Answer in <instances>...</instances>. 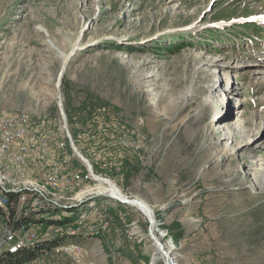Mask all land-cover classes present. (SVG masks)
<instances>
[{
  "label": "rangeland",
  "instance_id": "1",
  "mask_svg": "<svg viewBox=\"0 0 264 264\" xmlns=\"http://www.w3.org/2000/svg\"><path fill=\"white\" fill-rule=\"evenodd\" d=\"M262 17L264 0H0V119L23 115L51 135L47 161L34 155L14 182L38 202L22 220L40 244H67L23 264H76L54 252L65 248L77 264L152 263L151 220L101 196L93 176L153 209L173 264H264V191L244 163L264 176ZM213 80L218 97L203 105ZM224 125L243 140L218 145ZM33 142L38 152L40 132ZM51 161L83 175L70 192L45 179ZM12 210L0 240L26 204Z\"/></svg>",
  "mask_w": 264,
  "mask_h": 264
},
{
  "label": "bare ground",
  "instance_id": "2",
  "mask_svg": "<svg viewBox=\"0 0 264 264\" xmlns=\"http://www.w3.org/2000/svg\"><path fill=\"white\" fill-rule=\"evenodd\" d=\"M258 21L261 24H264V17L258 19ZM66 58H67V56H65L63 59L65 60ZM63 63L61 62L62 65H63ZM62 67H61V69H62ZM258 70H259L260 73L261 72L264 73L263 72L264 69H262V67L258 68ZM199 71L200 70H198L197 72H199ZM62 72H63V70L60 71L59 75H57V73H56V75H55V86H56V84H58V82L60 80V75L62 74ZM58 77H59V80H58ZM218 81L214 82V80H213L214 84L210 87V89H208V93H209L208 94V99L203 101V103H202L203 105H207V106L211 105V106H213L214 101L212 99H214V97L215 98L218 97V94H216V92H218V88H220V84L217 85ZM149 82H150V80H146L144 83L146 84V83H149ZM195 90L196 89L193 86V92ZM222 92H228L229 93V91L225 90V89ZM222 95H223V93L221 94V96ZM187 97H183V98H187ZM187 100H189V99H186V103L188 102ZM221 107H223V105ZM215 110H217V107H215ZM215 115H216V111H215ZM9 119H10V122H17V121H19V119L22 120V121H27L23 115H17V116H14V117H10L8 119H0V127H8L9 126ZM222 130H227L228 134H227V137H222L221 138V140L217 143L218 145H221L222 144V140H224V139L232 140V143L233 142L237 143L238 140H240V139L243 140L242 133L238 137V134L235 132L236 125L235 126H233V125H224ZM6 140H9V144L19 145V138L18 137H14V129H7L6 130ZM29 145H30L29 146L30 148L33 147L32 144H29ZM211 145L213 146V144H211ZM29 151H30V149H29ZM2 155H4L3 166H9L10 164H12V160H20V153H18V151H13V146H6V148H2ZM230 155H233V156L237 155V157H241L243 155V153L240 152V151L239 152L236 151L234 154L233 153H231V154L229 153V156ZM41 160H45V159H41ZM85 161H84V163L86 164L88 170L91 169L88 166V164H89L88 161L87 160H85ZM244 163H246L247 170H249V171L250 170H252V171L254 170V172H256L255 173L256 174L255 175L256 182H257V184L259 186V190H261L263 192L264 191V176H262L260 174L259 175L257 174V171L255 170V167H256L257 163H254L252 161H247V160L244 161ZM249 171L244 173L245 176H247L249 174ZM20 172L21 171H18V175H20ZM25 174H27V173H25ZM93 178L96 181L100 182L99 187H100V185H102V186L105 185L106 186L107 195L106 194H100V195H105V196H107V197H109V198H111L113 200H116V201H119V200L120 201H127V205H129L130 207L135 208L139 213L144 215L145 218H148V219L151 220L150 221V224H151L150 225V233H151L153 239L150 238V240L152 241V247H153V250H154V255L152 256V263L151 264H158L159 262H163L164 264H173L172 261H171V258H170L172 256L173 252L169 251L166 248V244L164 242V239L161 238L158 235V233H157V230H156V228H157L156 219H155V214H154L153 209L146 202H144L142 199L140 200L138 198H134V199L130 200L129 198H126L114 186V184H112L110 181H108L106 179H97L98 178L97 176H93ZM10 182H12V189H16L19 186V184L18 185H14L15 181H12V173L9 170H0V194H8V186H6V185H9ZM21 184H20L21 187H24V188H28V186H32L33 185V183H29V185H28V183H21ZM21 192L25 193L26 189H16V193L17 194H19ZM89 192H92V191L89 190ZM8 208H9V205H8V202H7V195H0V209L8 210ZM68 209H69V207H68ZM15 230H18V229H15ZM30 234H32L31 231H30ZM4 235H5V233H4ZM34 241H36L35 240V236H34V238H30L28 240H23L21 245L20 244H15L14 247H10V248L13 249V248H18V247L32 245L34 243ZM6 246H10V244L5 245V246H1V240H0V247L6 248ZM0 250H1V248H0ZM174 258L176 259L175 262L177 264H182V259L180 257L176 256Z\"/></svg>",
  "mask_w": 264,
  "mask_h": 264
},
{
  "label": "built area",
  "instance_id": "3",
  "mask_svg": "<svg viewBox=\"0 0 264 264\" xmlns=\"http://www.w3.org/2000/svg\"><path fill=\"white\" fill-rule=\"evenodd\" d=\"M22 126H29L31 128V136H22ZM63 128H65L63 126ZM7 129H14V137L19 138V145H12L9 144V140H6V130ZM33 132H40L42 136V143L38 144V152H31L29 151V143L33 142ZM64 132H67L64 131ZM68 134V132H67ZM51 135L49 130H42L41 126L34 125L33 122L29 121H22L19 119L17 122H10L9 119V126L8 127H0V170H10L12 173V181L18 180V171H34V166L32 162H34V155L37 158H45L47 161V153L51 152ZM6 146H13V151H18L20 153V160H12V166H3V159L4 155H2V148H6ZM67 146L69 144L67 143ZM70 146L73 151H77L72 143ZM58 147V146H57ZM58 149H60L58 147ZM79 159L84 160V157L79 152ZM62 177H70L71 178V185H59V178ZM83 175H79L78 171L73 173L69 176L63 175L58 168V165L55 161H51V171L45 175L46 180H56L58 182V186L67 187V193L70 192V186L75 185L79 182V178H82ZM29 185V183H28ZM8 186V194H0V195H7V198L10 200H14L17 203L26 204V211L23 212H16L17 216H20V220L22 219V213H32L34 214V205L38 204V202L32 201L29 195L25 194H16V189H12V182H10ZM46 193V192H43ZM51 203H56L58 206H62L64 204L57 203L55 201L50 200ZM75 206L79 205V202L73 204ZM86 220V218L82 219ZM35 235L30 234V227L24 224L21 221L18 224V230H9L7 227L5 235L2 236L1 239V246H5L8 244H20L23 240H28L30 238H34ZM54 252H68L70 253L72 260L77 264V257H75V249H62L60 251Z\"/></svg>",
  "mask_w": 264,
  "mask_h": 264
},
{
  "label": "trees",
  "instance_id": "4",
  "mask_svg": "<svg viewBox=\"0 0 264 264\" xmlns=\"http://www.w3.org/2000/svg\"><path fill=\"white\" fill-rule=\"evenodd\" d=\"M7 202L9 205V208H8L9 216L10 215L13 216L14 211L12 209H13V207H15V201L7 198ZM1 215H2V213H1V209H0V219H2ZM68 218L69 217L67 216L66 217L67 221L69 220ZM21 221H23L25 223V218H23V220L22 219L16 220L15 223L12 224V227L14 230L18 229V228H14V226L16 225V227H18V224ZM64 223H67V222H65V220L58 222L59 225H63ZM61 240L60 239H53L49 242L42 243V244H40V242H37V240H36V241H34V243L32 245L13 248V249L10 248L11 252L7 250V252L0 253V264H23L25 262H29L30 260H32L36 257V254L40 250L52 251V249L57 248L61 245H67L66 243L59 244L61 242Z\"/></svg>",
  "mask_w": 264,
  "mask_h": 264
},
{
  "label": "water",
  "instance_id": "5",
  "mask_svg": "<svg viewBox=\"0 0 264 264\" xmlns=\"http://www.w3.org/2000/svg\"><path fill=\"white\" fill-rule=\"evenodd\" d=\"M61 76H62V74L60 75V77ZM101 196L107 197L105 195H101ZM119 202H121V203H127V201H120V200H119ZM72 208H76L75 205H73L72 207H69V209H72Z\"/></svg>",
  "mask_w": 264,
  "mask_h": 264
}]
</instances>
